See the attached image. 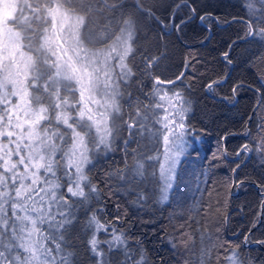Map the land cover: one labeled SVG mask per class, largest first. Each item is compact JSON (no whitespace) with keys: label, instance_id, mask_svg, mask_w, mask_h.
Instances as JSON below:
<instances>
[{"label":"snow or ice","instance_id":"1","mask_svg":"<svg viewBox=\"0 0 264 264\" xmlns=\"http://www.w3.org/2000/svg\"><path fill=\"white\" fill-rule=\"evenodd\" d=\"M258 2L257 9L254 0H245L247 16L224 22L244 26V36L228 43V50L221 53L229 67L234 64L231 51L238 43L256 40L264 45V0ZM183 9L187 11L177 22ZM195 16L197 9L190 0H0V264H74L69 237L79 222V210L99 203L102 195L99 182L93 183L88 173L102 157L115 152L114 145L120 141L124 168L104 173L105 181L116 178L131 185L129 192L140 189L136 191L140 204L147 202L149 192L161 204L179 194L182 157L192 144L187 124L193 110L187 94L190 85L176 88L186 73L162 79V74L154 73L159 57L142 55L139 65H130L129 60L140 51L134 47L137 41H149L145 29L151 31V24L162 35L175 30L179 36ZM213 19L211 13L199 15L202 24ZM160 40L151 38L156 45ZM189 63L190 59L185 61V69ZM259 63H264V55ZM137 75L144 79L133 100L125 90ZM229 76L226 71L209 81L205 91L214 94ZM147 80L151 88L144 92ZM260 82L261 87L254 89V110L264 105V72ZM244 87L238 81L232 84L230 95L219 98L234 105ZM260 118L253 138L255 149L242 145L231 154L235 160L252 151L264 158V110ZM142 140L155 149L154 155L129 150ZM217 151L229 164L234 163L222 143ZM216 156L213 153V159ZM240 167L236 163L231 168L233 176ZM243 183L233 181L230 187ZM257 187L264 209V184ZM101 211L86 212L83 224L88 236L85 247L94 264H110L114 252L122 256L119 264H147L139 242L137 248L129 247L125 233L115 227L120 215L102 222L97 215ZM209 211L205 209V215ZM257 215L264 220V212ZM228 218L223 216L225 223ZM100 233L108 238L100 239ZM212 235L207 229L202 231L197 248L195 233L182 231V238L187 236L183 264H254V258L238 251L240 245L214 244ZM248 242L245 234L244 243ZM169 243L177 248L175 242ZM255 243L264 245V240Z\"/></svg>","mask_w":264,"mask_h":264},{"label":"trees","instance_id":"2","mask_svg":"<svg viewBox=\"0 0 264 264\" xmlns=\"http://www.w3.org/2000/svg\"><path fill=\"white\" fill-rule=\"evenodd\" d=\"M190 2L197 9V16L189 21L179 36L175 30L168 35H162L159 28L151 24V31L145 29L149 41H137L134 47H140V51L129 60L130 65H139L142 55L159 57L154 73L162 74V79H174L181 71L186 73L183 84L178 83L176 88L190 85L187 94L192 101L193 110L187 124L192 144L182 157L179 194L170 195L169 200L161 204L157 202V195L149 192L147 202L140 204L136 203V191L140 189L129 192L127 189L131 185L121 184L116 178L105 181L104 173L124 168V153L120 150L123 142H118L114 145L117 150L109 152L106 159L102 157L88 173L93 177V183L99 182L102 195L99 203L93 202L90 208L79 210V222L69 237L73 245L69 251L75 253L74 264H94L90 258L91 253L85 247L88 236L83 224L87 219L86 212L96 208L103 209L97 213L102 222L114 220L120 215L121 219L115 221V227L125 233L129 247L137 248L139 242L145 251L147 264H161V259L164 264H183L186 254L182 253L187 236L182 238L181 232L195 233L194 238L199 248L200 233L205 229L213 234L211 239L214 244H224L232 248L240 245L238 251L254 258V264L264 261V245L255 243L257 240H264V220L257 215L264 212L257 187L258 184H264V158L255 151L245 153L239 160H235L231 155L244 144H248L252 149L256 146L253 138L257 135V124L261 123L264 105L254 110V89L261 87L260 74L264 72V63H259V60L264 55V45L256 40L238 43L231 51L234 64L227 66L221 59V53L228 50V43L244 36V26L239 23L226 25L224 22L247 16L245 0ZM254 2L258 9V0ZM146 3H151V0H146ZM186 11L187 9H183L177 14V22L183 18ZM206 13H211L214 19L202 24L199 15ZM157 15L160 13L157 12ZM215 18H218L219 23ZM153 37H161L159 45L151 42ZM205 37L210 39L201 43ZM189 59V66L185 69V61ZM250 61L256 63L250 64ZM226 71L230 72L228 80L216 88L214 94L206 92L204 86L209 81L224 76ZM143 79L144 77L137 75L135 80L130 81L125 95L131 92L135 100L141 87L139 81ZM238 81H243L245 87L238 93L234 105L221 100L219 97L230 95L232 84ZM145 84L143 91L148 92L151 80L145 81ZM246 132H251L252 135L247 136ZM226 133L229 135L221 142L220 137ZM196 137L199 138L195 139ZM221 143L230 154L228 159L234 163L229 164L220 156L217 149ZM193 148L196 151H193ZM132 149H137L139 153L155 154V149L151 148L147 140H142L139 144L133 143L129 150ZM213 153H217L215 159ZM132 162L133 158L129 156L128 163ZM236 163H240L241 167L233 176L231 168L235 167ZM233 181L244 183L230 187ZM109 183L112 185L111 189L108 187ZM110 191L114 192V195H110ZM205 209H210L207 215ZM225 214L229 217L227 223L223 220ZM253 223H256L255 228H252ZM245 234L250 237L248 243H244ZM99 238L103 240L108 236L100 233ZM170 240L177 244L176 249L172 248ZM214 256L215 250L213 260ZM109 259L110 264H119L122 256L114 252Z\"/></svg>","mask_w":264,"mask_h":264},{"label":"rangeland","instance_id":"3","mask_svg":"<svg viewBox=\"0 0 264 264\" xmlns=\"http://www.w3.org/2000/svg\"><path fill=\"white\" fill-rule=\"evenodd\" d=\"M161 114H162V113H161ZM160 149H161V151H162V149H163V144H161Z\"/></svg>","mask_w":264,"mask_h":264}]
</instances>
